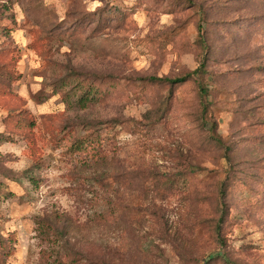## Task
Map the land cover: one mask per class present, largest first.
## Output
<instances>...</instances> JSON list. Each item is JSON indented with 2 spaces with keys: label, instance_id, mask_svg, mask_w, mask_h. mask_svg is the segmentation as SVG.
I'll return each instance as SVG.
<instances>
[{
  "label": "rangeland",
  "instance_id": "rangeland-1",
  "mask_svg": "<svg viewBox=\"0 0 264 264\" xmlns=\"http://www.w3.org/2000/svg\"><path fill=\"white\" fill-rule=\"evenodd\" d=\"M87 260L264 264V0H0V264Z\"/></svg>",
  "mask_w": 264,
  "mask_h": 264
},
{
  "label": "trees",
  "instance_id": "trees-1",
  "mask_svg": "<svg viewBox=\"0 0 264 264\" xmlns=\"http://www.w3.org/2000/svg\"><path fill=\"white\" fill-rule=\"evenodd\" d=\"M200 70H196L193 73L188 74L185 77H181V78H176V79H169V78H150L149 81L152 83H156V84H168V85H180V84H184L187 81H189V79H191L193 76L200 74ZM201 91L203 92V94L207 95L208 91L206 90V88L202 87ZM87 100H85L83 97L79 100L78 104H86ZM30 126H33V124H31ZM91 143H89V141L87 139H80V140H76L75 143L72 144V149L73 152L77 153V152H86L87 149L90 147ZM29 171H27L26 173H29ZM31 184L33 185H37L36 183V179H34L33 177H28L27 178ZM39 224V228L41 230H43L44 233H47L46 231H49L48 227L44 224L43 221H39L37 222ZM71 264H76V263H71ZM77 264H82V263H77ZM85 264H96L95 262L89 261L87 260ZM99 264V263H98ZM101 264H112L110 262H101Z\"/></svg>",
  "mask_w": 264,
  "mask_h": 264
}]
</instances>
